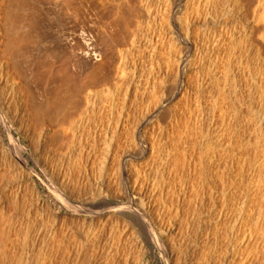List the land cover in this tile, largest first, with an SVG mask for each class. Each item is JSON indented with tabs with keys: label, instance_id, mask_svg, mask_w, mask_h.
Returning <instances> with one entry per match:
<instances>
[{
	"label": "rangeland",
	"instance_id": "1",
	"mask_svg": "<svg viewBox=\"0 0 264 264\" xmlns=\"http://www.w3.org/2000/svg\"><path fill=\"white\" fill-rule=\"evenodd\" d=\"M3 1H6L5 4H2L3 2L0 0V11L2 10L0 12L2 14L0 24L2 23L1 28H4L7 36L3 35L1 29L0 34L2 33V35L0 36L5 37L0 40L3 43L11 38L14 41L18 40L9 41H12L10 44L14 46L13 50L16 49L14 52L11 51L12 53H5L7 49L13 48L10 47L9 42L4 43L5 46L3 44L4 47L9 46L11 48L2 49L1 52L5 54L0 52V59L3 56L2 59L4 60L6 54L9 55L6 57L10 59L8 61L7 58L6 67L11 65V68L9 67L4 75L9 82L16 80L18 76L20 79L26 75L25 79L22 78L23 82L20 79V81L16 80L18 83L15 82L14 84L20 83L19 89L26 87L27 92L30 88L33 89H30V92L35 91L34 94L32 92L31 94L34 98L33 102L36 101L33 103L36 108L31 109L34 110L33 113L37 111L36 114L42 112V117L46 118V120H41V116L39 117L40 114H38L40 119L36 120V123H40L37 124L38 127L41 125V128L46 127L53 121L56 112L68 108V105L65 104L69 103L74 91L78 90L84 93L85 88L93 90L98 81L96 88L102 92L101 94H104L101 95V99L100 97L97 99L98 103L94 111L92 107L88 106L87 121H90L87 123L90 127L85 123L87 125L84 126L85 130L81 131L82 134L80 131L77 133L70 146L69 143L67 144L69 140L66 139L63 142L62 135L57 132L54 134L53 131L49 133L45 141H38L39 138L36 134L41 128L38 129L37 126L36 134L28 133L26 136L18 128L19 126L17 127L20 121L19 102L15 101L16 103L12 102L8 105L5 101L2 104V100H6V98L3 99L6 94L1 96L2 98L0 97V106L5 110L0 112V206L3 208L2 218H12L10 222L16 226L14 231L7 233L5 240V249H7L4 250V254L1 253L4 256L0 255V259H3L0 260V264H90L93 262H95L93 264H139L141 261L148 264H189L192 260L190 264H207L206 262L219 264L223 258L228 259V262L232 261L233 258H238L242 262L246 258L244 255H248V253L255 255V264L258 262V264H264V231L260 234L263 229L260 230L259 219L256 217V211H254L256 207L253 205L258 199L255 195L261 185L259 182L261 180L259 162L264 157V139L259 138L264 137V132H262L264 131V121L259 120L263 113L258 114L260 110V112H264V109H261L264 108V44L259 46V56L261 57L258 59L253 55L254 48H250L254 46L248 47L249 43H244L248 45H244L247 48L241 43L238 46L235 45L236 47L232 46L233 50L229 47L227 49L225 34L236 33L237 30L236 34H239V29L242 26V24H238L240 23V16L232 8V1H219L221 4L219 5V12H216L215 18L212 17L211 19L208 17L209 15L205 18L201 8L198 11L195 7L193 8V5L190 6V0H176L175 10L169 6V13L163 12L165 15L160 14L164 9H157L158 11L154 13L155 5L159 2L163 4L162 1L164 0L158 2L157 0H149L151 10L150 12L147 11V14H143L144 17L140 22L138 19V28L135 27L136 24L138 26L137 20H135V24L134 20L133 23L131 22V13L134 10L131 8L136 7L134 4L137 5L135 0H118L117 2L121 7L114 5L117 3L116 0H111L114 6L110 0H102V4L98 7H94L99 4L95 0V3L88 0L93 2L90 3L94 4L93 8H98V10L96 9L98 15L95 10L94 12L91 10L92 5L90 7L87 0V6L82 5L86 8L79 6V4L85 3V0H82V3L80 0H75L76 4L73 1L75 6L69 3L72 0H67L69 9L65 7L67 3H64V7H62V4H57L54 0H40L41 2L39 0ZM241 1L246 2L245 10L250 8L248 12L245 11L246 14L244 12V26L251 27L253 25L254 31L253 29L252 31L255 41L256 37L260 35L259 32L262 31L261 24L256 20L258 17L256 18V13H253V9L247 0ZM70 5L81 8L78 7L71 11L73 8ZM17 6L21 8H17ZM59 6L60 9H56ZM100 6L102 10H100ZM102 7L109 8L107 9L108 12ZM7 9H10V13ZM77 9H80L79 13L76 11ZM81 9L83 10L81 11ZM85 9H90L88 12L90 14H87ZM130 9L132 12H129ZM60 10H67L65 12L68 15L63 14L65 12ZM112 10L113 13H116H114L115 15L111 13ZM223 11L224 13L221 14ZM102 12L103 15H101ZM119 13L120 15H118ZM93 17L94 19H92ZM5 18H7L6 21ZM64 18L68 20L66 21ZM106 18L110 19L107 20ZM111 18L116 20L114 27L112 23L109 24L114 22ZM128 19H131L130 22ZM107 21H110L108 24L112 28L108 26ZM124 21L126 25H124ZM99 22L102 25L99 26ZM232 23H235L233 25L234 30H232ZM177 25L180 26L181 30L179 34L175 30ZM125 26L130 27V30L135 28L136 31L138 29L137 35L140 37L133 50H130L128 55L126 54L125 58H128L123 60L125 73L123 76L121 75V80L119 77H113V69L109 70V68L114 66L111 62L112 59L116 61L115 67L118 65L121 58H119L120 53L126 49V47L123 48L124 45H129L128 37L124 36V33L129 29L126 28L125 30ZM214 26L219 27L217 30H221L225 37H219L215 33L214 40L211 42L209 35L206 38V34H209L210 30L215 31ZM147 27H150L151 30ZM113 28L115 29L112 30ZM147 30L149 31L147 32ZM153 30L157 32V38L153 36ZM108 31H111V34ZM112 31L115 32V36ZM127 33L129 34V32ZM14 34L15 37H12ZM150 35L153 39L152 43H157L156 52L152 57H150L148 48L150 40L147 41ZM178 36L183 39L182 43L176 40ZM17 37L18 39H14ZM125 38H127L126 42H124ZM19 39H21V44ZM22 51L24 52L22 53ZM118 52L120 53L118 54ZM210 54L213 55L211 59L209 58ZM179 59L184 61L182 65L184 69L181 79L182 89L178 94L168 99L165 90L174 84L175 78L178 76L176 75L178 74L176 63ZM49 64L51 67H47ZM199 64L200 66L204 65L200 70ZM208 65L209 68L206 67ZM40 73L44 74L40 75ZM10 74L12 75L10 76ZM15 74L19 75L16 76ZM58 74H61L60 77ZM111 75L112 77H110ZM12 76L15 79L12 80L14 78ZM115 78L119 80L116 79L118 80L116 81ZM91 79L93 81H90ZM58 81L60 82L57 83ZM80 81L85 87L84 89L80 87ZM83 81L87 83L84 84ZM24 82L29 84V88ZM10 88L9 84L8 91ZM46 88L49 90L48 93L44 92L47 90ZM17 90L15 89L13 94L10 93L13 101L14 99L17 100ZM54 90H60V94ZM258 90L261 92L259 93ZM47 94H52L54 99H51L52 95L47 96ZM60 95L61 97H59ZM64 98L67 99H65L66 102ZM47 99H49L48 102ZM62 99L65 103L62 102ZM56 101H61L59 103L61 107H57ZM111 102L115 103L113 107L110 106ZM31 106L32 104H30ZM258 106L261 108L259 109ZM4 113L5 117L8 114L9 117L7 116L5 119ZM10 117L12 123L7 119ZM49 119L52 120L49 121ZM109 126H111V131L115 132L111 133L113 139L108 151L106 148L108 149L110 137H106L107 134L105 135L104 132L106 129L110 130ZM112 126L113 128L116 126V128L113 129ZM93 129L97 130L98 134L95 138L91 136ZM256 131L260 134L257 135L258 132L256 133ZM140 140L147 142L149 147L153 145V152L151 151L148 155H144L141 160L136 161L132 159V156L137 152L136 149H138ZM10 142L17 144L18 148L22 147L21 156L23 160H26L25 165H23L25 167L19 165L12 156ZM106 153L109 154L107 157L108 167L106 166L108 169L102 170V162L105 160ZM66 165L67 167H65ZM124 167L127 171H132V174L129 175L131 177L130 182L125 186L121 181L122 172L125 171ZM58 170L66 171L65 174L67 175L61 173L63 177L61 174L59 176ZM133 176H136L135 179ZM59 179L62 180L59 182ZM133 180L138 182L135 191H138L137 188L145 187L147 193L152 197L153 207L157 206L161 209L160 215L164 213L161 215L163 221L161 217L158 218L160 215L155 210L154 213L152 212L153 215L150 213L152 215H149L150 220L154 219L152 223L154 222L153 224L157 226V223L159 225V221H162L164 226H167L166 228L169 225V228L172 229L167 236L158 234L161 240L167 242V249L164 252L158 249L147 232L143 230L142 225L140 226L131 214L121 209L128 202L126 196H128V190L132 189L135 183ZM15 185L19 186L21 190V197L16 201L13 193L11 194L12 187ZM57 189L68 197L69 201L57 197ZM99 196L100 198H98ZM134 196L131 195L135 201ZM34 202L37 204L35 205ZM40 202H43L44 205H39ZM38 206H41L42 209ZM86 206H92V209L96 208L97 212H108L103 222L98 224L100 230H96L97 232L92 236L85 234L86 220L90 217V214L86 212L89 210L85 209ZM219 212H224L227 216L226 219L231 218L230 221L232 219L233 221L218 226L216 220ZM235 220L240 222V233L230 232ZM116 224L119 228H116ZM101 226L104 227L101 228ZM112 227L116 234L114 231H110ZM52 231L53 235H51ZM242 238L246 239V243L245 241L241 243ZM255 238L259 240H255L254 243ZM262 238L263 240H260ZM6 242L8 243L6 244ZM251 243L254 247L253 245L251 247ZM248 245L250 246L248 247ZM255 246L257 247L255 248ZM233 249L239 251L240 257L239 255L232 257L230 252ZM106 251L108 254H105ZM193 252L198 257L192 256ZM256 252H259L260 255L256 256ZM102 254H105L106 258ZM262 256L263 260L261 259ZM257 259L262 262L257 261Z\"/></svg>",
	"mask_w": 264,
	"mask_h": 264
},
{
	"label": "bare ground",
	"instance_id": "2",
	"mask_svg": "<svg viewBox=\"0 0 264 264\" xmlns=\"http://www.w3.org/2000/svg\"><path fill=\"white\" fill-rule=\"evenodd\" d=\"M3 3L2 4H5L4 2H6V1H3V0H1ZM8 1V0H7ZM10 1V0H9ZM8 1V2H9ZM16 1V0H15ZM31 1V0H30ZM35 1V0H34ZM38 1V0H37ZM40 1V0H39ZM42 1V0H41ZM40 1V2H41ZM44 1V0H43ZM53 1V0H52ZM57 4L58 3H60V5L62 6V7H64L63 6V4L64 3H67V0H54ZM69 1V0H68ZM73 1H74V3H75V0H72L71 2H69V3H72L73 4ZM81 1V3H82V0H80ZM79 1V2H80ZM88 1V0H87ZM87 1L85 0V3L83 2V4H79V6L81 5V7H83V8H86V4H87ZM92 1H94V0H92ZM89 2L88 1V3H89V5H90V7H91V5H92V7H91V10H93V12H94V10H95V12H96V9L98 10V8H93V6H94V4H90V3H93V2ZM97 3H99V4H96L94 7H98L100 4H102V0H95ZM95 1H94V3H95ZM104 1V0H103ZM105 1H107V0H105ZM111 1V0H110ZM114 1V0H113ZM118 0H116V2H117ZM120 1V0H119ZM121 1H123V0H121ZM126 1V0H125ZM124 1V2H125ZM136 1V4L138 5H135L134 4V7L135 8H133L132 6H133V4H132V8L131 9H134L133 10V12L131 11V9L129 10V12H132L131 13V15H132V18H131V16H130V14H129V16H130V18L132 19H128V21L129 20H131V22L134 20V24H135V20H137L136 21V23H138V26H136L135 25V27H139V22H140V20L144 17V15H145V13L147 14V11L148 12H150V8H151V6H149V0H140L138 3H137V1L138 0H135ZM135 1H133V2H135ZM159 0H157V2H158ZM219 1L221 2V0H190V6H192L193 5V8L195 7L196 9H198V11H199V9L201 8V11L203 10V14L205 15V18L207 17V15H209L208 17H211V19H212V17H214L215 18V16H216V12H219L218 11V9H219V5H221V4H219ZM232 1V3H233V9H234V11L236 12V14H238L240 17V19H239V22L240 23H238V24H242V26L241 25H239V26H241L240 27V29H239V34H236L237 33V31H236V33H233V32H229L228 33V35L227 34H225L226 35V39H225V41L227 42L226 43V47H227V49H228V47L229 48H231V50H233V48H232V46H238L239 44H241V43H243L242 45L244 46V45H246V44H244V43H249V46L248 45H246V46H248V47H250V46H254V47H250V48H254L253 49V55H255V57H257V59H258V57H261V56H259V46L260 45H262V44H264V0H247V3L252 7V9H253V13L255 14L256 13V20L258 21V23H260L261 25V29H262V31L261 32H259L260 33V35H259V37H256L257 39L254 41V39H253V37H254V35H253V31H254V28H253V25L251 26V27H247V25L246 26H244V23H245V19H244V12L245 11H249V9L248 10H245V7H246V5H245V3L246 2H242L241 0H231ZM244 1V0H243ZM21 2V1H20ZM47 2V1H46ZM77 2V1H76ZM162 2H164L163 4L161 3V2H159V3H157L156 5H155V11H154V13L155 12H157L158 10L157 9H164V10H162V13H160L161 15L163 14V15H165L163 12H165V13H169V9H168V7L170 6L171 7V9H173V10H175V7H174V5H175V2H176V0H164V1H162ZM11 3V2H10ZM15 3V2H14ZM25 3H26V1H25ZM37 3V2H36ZM44 3V2H43ZM49 3H52V2H49ZM113 2L111 1V4H112ZM118 3V2H117ZM114 4V5H118L119 7H121L120 5H119V3L118 4ZM177 3V2H176ZM0 4H1V2H0ZM22 4V3H21ZM35 4V3H34ZM38 4V3H37ZM55 4V3H54ZM71 4V5H72ZM76 4V3H75ZM86 5V6H82V5ZM110 4V3H109ZM108 4V5H109ZM247 4V5H248ZM19 5V4H18ZM45 5H47L46 3H45ZM70 5V7L71 8H73L71 11H73V10H75L76 8H78L77 6H76V8L75 7H72ZM77 5H78V3H77ZM113 5V4H112ZM113 5V6H114ZM128 5V4H127ZM151 5V4H150ZM153 5V4H152ZM1 6H4V5H1ZM24 6V5H23ZM26 6V5H25ZM55 6H56V4H55ZM73 6H75L74 4H73ZM103 6H104V4H103ZM106 6V5H105ZM110 6V5H109ZM109 6H107V7H109ZM20 7V6H19ZM18 6H17V8H19ZM54 7V6H53ZM65 7H67L66 9H69L68 8V3H67V5L65 6ZM81 7H79V8H81ZM89 7V8H90ZM128 7H129V5H128ZM127 7V8H128ZM152 7H154V6H152ZM4 8V7H3ZM2 8V9H3ZM13 8H14V6H13ZM21 8V7H20ZM44 8V7H43ZM60 9V6L59 7H57L56 9ZM88 8V7H87ZM93 8V9H92ZM102 8H104L103 10H105L106 9V11H107V9H109V8H106V7H102ZM114 8V7H113ZM117 8V7H116ZM231 8V9H232ZM24 9V8H23ZM45 9V8H44ZM51 9H53V8H51ZM118 9V8H117ZM153 9V8H152ZM168 9V10H167ZM247 9V8H246ZM252 9H251V11H252ZM5 10H6V8H5ZM4 10V11H5ZM8 11L10 10V9H7ZM12 10V9H11ZM30 10V9H29ZM79 10L80 9H77L76 11H78V13H79ZM83 9H81V11H82ZM85 10H87V9H85ZM84 10V11H85ZM90 10V9H89ZM89 10H87V14H90V13H88L89 12ZM100 10H102L101 9V6H100ZM115 10V9H114ZM120 10V9H119ZM119 10H117L118 12H119ZM2 11V10H1ZM0 11V12H1ZM7 11V12H8ZM15 11V10H14ZM14 11H12V12H14ZM24 11V10H23ZM26 11V10H25ZM24 11V12H25ZM49 11V10H48ZM51 11V10H50ZM55 11H57V10H55ZM61 12L62 11H67V10H60ZM68 11H70V10H68ZM110 11H111V9H110ZM109 11V12H110ZM121 11V10H120ZM166 11H168V12H166ZM233 11V10H232ZM17 12V11H16ZM45 12V11H44ZM59 12V11H58ZM92 12V11H91ZM101 12V11H100ZM104 12V11H103ZM103 12L101 13V15H103ZM108 12V11H107ZM221 12V11H220ZM231 12V11H230ZM247 12H245V14L247 13ZM9 13H10V11H9ZM52 13V12H51ZM57 13V12H56ZM72 13V12H71ZM77 13V12H76ZM99 13V12H98ZM106 13V12H105ZM111 13H113V10H112V12ZM110 13V14H111ZM115 13V12H114ZM113 13V14H114ZM224 13V11L221 13V14H223ZM4 14V13H3ZM5 14H6V11H5ZM15 14V13H14ZM17 14V13H16ZM46 14V13H45ZM48 14V13H47ZM60 14V13H59ZM63 14H66V12L65 13H63ZM75 14V13H74ZM81 14H82V12H81ZM96 14H97V12H96ZM95 14V15H96ZM116 14V13H115ZM114 14V15H115ZM144 14V15H143ZM219 14V13H218ZM220 14V15H221ZM2 14L0 13V16H1ZM7 15V14H6ZM12 15H13V13H12ZM18 15V14H17ZM22 15V14H21ZM26 15V14H25ZM49 15H50V13H49ZM51 15H53V14H51ZM66 15H68V13L66 14ZM65 15V16H66ZM72 15V14H71ZM75 15H78V14H75ZM80 15V14H79ZM95 15H94V17H95ZM98 15V14H97ZM96 15V16H97ZM107 15H109V13H107ZM113 15V16H114ZM118 15H120V13L118 14ZM123 15V13L121 14V16ZM152 15V14H151ZM168 15V14H167ZM237 15V16H238ZM22 16H24V15H22ZM46 16V15H45ZM64 16V15H63ZM83 16V15H82ZM85 16H87V15H85ZM92 16V15H91ZM100 16V15H99ZM111 16V15H110ZM109 16V17H110ZM117 16V15H116ZM218 16V15H217ZM222 16V15H221ZM234 16H235V13H234ZM54 17V16H53ZM71 17V16H70ZM74 17V16H73ZM81 17V16H80ZM84 17V16H83ZM94 17L92 18V19H94ZM100 17H102V16H100ZM165 17V16H164ZM168 17V16H167ZM166 17V18H167ZM11 18V17H10ZM14 18V17H13ZM22 18V17H21ZM58 18V17H57ZM68 18V17H67ZM79 18V17H78ZM88 18H90L89 16H88ZM99 18V17H98ZM114 18H115V16H114ZM113 18V19H114ZM129 18V17H128ZM161 18V17H160ZM163 18V17H162ZM235 18V17H234ZM12 19V18H11ZM65 19V18H64ZM73 19V18H72ZM83 20H84V18H82ZM87 19V18H86ZM91 19V18H90ZM107 19V18H106ZM108 19H110V18H108ZM107 19V20H108ZM112 18H111V20H113ZM116 19V18H115ZM138 19H139V22H138ZM211 19H208V20H210V21H212ZM236 19V18H235ZM7 20V18H5V21ZM52 20H54V19H52ZM57 20V19H56ZM66 20V19H65ZM68 20V19H67ZM66 20V21H67ZM75 20V19H74ZM76 20H78V21H80L79 19H77L76 18ZM161 20V19H160ZM238 20V19H237ZM36 21V20H35ZM61 21V20H60ZM82 21V20H81ZM86 21V20H85ZM89 21V20H88ZM100 21V20H99ZM102 21H104V20H102ZM114 22H108L107 21V24L109 23V24H111L112 23V25H113V27H114V25H115V22H116V20H113ZM215 21V20H214ZM232 21V20H231ZM236 21V20H235ZM234 21V22H235ZM92 22V21H91ZM97 22V21H96ZM95 22V23H96ZM105 22H106V20H105ZM118 22V21H117ZM130 22V21H129ZM128 22V23H129ZM213 22V21H212ZM35 23V22H34ZM73 23V22H72ZM76 23V22H75ZM80 23V22H79ZM79 23H78V25H79ZM82 23H83V21H82ZM85 23V22H84ZM102 23H104V22H102ZM124 23H125V21H124ZM133 23V22H132ZM226 23H228V22H226ZM236 23V24H237ZM15 24V23H14ZM92 24V23H91ZM108 24V26H110ZM231 24V23H230ZM229 24V25H230ZM235 23H232V26L234 25ZM238 24H237V26H238ZM1 25H2V23L0 24V30L2 29L3 30V35H5V33H6V31L4 32V28H1ZM6 25H8V24H6ZM9 25H10V23H9ZM13 25V24H12ZM69 25V24H68ZM83 25V24H82ZM96 25V24H95ZM100 25H102V24H100V22H99V26ZM124 25H126V23L124 24ZM128 25V24H127ZM129 25H131V24H129ZM160 25V24H159ZM225 25V24H224ZM14 26V25H13ZM63 26V25H62ZM86 26V25H85ZM92 26H93V24H92ZM122 26V25H121ZM156 26V25H155ZM158 26V25H157ZM34 27H36V25H34ZM65 27V26H64ZM96 27V26H95ZM111 28H112V26H110ZM134 27V26H133ZM161 27V26H160ZM159 27V28H160ZM215 27V26H214ZM214 27H213V29H214ZM231 27V26H230ZM236 27V26H235ZM255 27V26H254ZM7 28H9V27H7ZM63 28V27H62ZM76 28V27H75ZM79 28H80V25H79ZM90 28H92V27H90ZM98 28V27H97ZM125 28V30H126V28H128L127 26H125L124 27ZM130 28V27H129ZM128 28V29H129ZM141 28V27H140ZM139 28V29H140ZM147 28H149L150 29V27H147ZM152 28V27H151ZM156 28V27H155ZM159 28H157L158 30H159ZM217 28H219V27H215V31H212V30H210L209 31V34H206V38H208V35H209V40L211 41V42H213V40H214V36H215V33L216 34H218L219 35V37H225L224 35H222L223 33H222V31L221 30H217ZM232 28V27H231ZM10 29V28H9ZM8 29V30H9ZM12 29H13V27H12ZM89 29V28H88ZM100 29H101V27H100ZM115 28H113L112 30H114ZM135 29V28H134ZM134 29H129L128 31H126L125 33H127V32H129V34H128V36H127V34H125L124 33V31H123V33H124V36L126 35V37H128V39H129V41H127L126 39L127 38H125V41L124 42H129V45L127 46H125L124 44H126V43H124L123 45H124V47L123 48H125L126 47V49H121L122 50V52H121V50H120V52H118V54L120 53V56H119V63H118V65H116V67H115V62L116 61H114L115 59H112V61L111 62H113L112 63V65L114 64V66L113 67H111V68H109V70L110 69H113L112 70V73H113V77H119V79L121 78V80H122V76L124 75V73H125V68H124V64L125 63H123L124 61L123 60H125V59H127V58H125L129 53L128 52H130V50H133V47L136 45V43L138 42V40H139V37L140 36H138L137 35V33H138V29H136V31L134 30ZM230 29V28H229ZM235 28H234V26H233V29L232 30H234ZM236 29H238V28H236ZM252 29H253V31H252ZM7 30V29H6ZM65 30V29H64ZM92 30V29H91ZM102 30H103V28H102ZM146 30V29H145ZM151 30V29H150ZM175 30H176V33L177 34H179L180 33V26L179 25H177L176 27H175ZM231 30V29H230ZM229 30V31H230ZM231 30V31H232ZM13 31V30H12ZM16 31V30H15ZM104 31V30H103ZM140 31V30H139ZM143 31V30H142ZM149 30H147V32H148ZM157 31V30H156ZM11 32V31H10ZM101 32V31H100ZM106 32V31H105ZM109 32V31H108ZM112 32H114V31H112ZM146 32V33H147ZM160 32V31H159ZM12 33V32H11ZM97 33H98V31H97ZM104 33V32H103ZM107 33V32H106ZM110 34H111V31L109 32ZM141 33V32H140ZM145 33V32H144ZM7 34H9L8 32H7ZM37 34V33H36ZM100 34V33H99ZM98 34V35H99ZM102 34V33H101ZM108 34V33H107ZM149 34H151V33H149ZM148 34V35H149ZM152 34H153V36L154 37H158V34H157V32H154V30H153V32H152ZM0 35H2V33L0 34ZM103 35V34H102ZM142 35V34H141ZM162 35V34H161ZM5 36H7V35H5ZM5 36H2L3 38L5 37ZM12 36V35H11ZM10 36V37H11ZM37 36V35H36ZM44 36V35H43ZM114 36H115V32H114ZM257 36V35H256ZM1 36H0V39L2 38ZM12 37H15V34H14V36H12ZM144 37V36H143ZM153 37V38H154ZM2 38V39H3ZM7 38V37H6ZM147 38H148V36H147ZM1 39V40H2ZM14 39H18V37L17 38H14ZM36 39H37V37H36ZM83 39V38H82ZM162 39H164V38H162ZM0 40V52H1V50L2 49H4V48H8L9 46H7V47H4L6 44H4V43H8L10 40H13V38H11V39H7V41H5L4 43L2 42ZM20 41V44H21V39H19ZM148 40H150V44L148 45V48H149V52H150V57H152V56H154V54H155V52H156V46H157V43L156 42H154L155 44H153L152 43V36L150 35V38L149 39H147V41ZM176 40H178L180 43H182L183 42V39L182 38H180L179 36H178V38L176 39ZM14 41V40H13ZM15 41H18V40H15ZM14 41V42H15ZM38 41V40H37ZM155 41V40H154ZM157 41V40H156ZM223 41V40H222ZM12 42V41H11ZM11 42H9L8 44H10ZM14 42H13V44H14ZM34 42V41H33ZM185 43L187 42V41H184ZM37 43V42H36ZM87 43V42H86ZM148 43V42H147ZM152 43V44H151ZM160 43V42H159ZM3 44H4V46H3ZM88 44V43H87ZM86 44V45H87ZM128 44V43H127ZM188 44V43H187ZM16 45H17V43H16ZM31 45V44H30ZM113 45V44H112ZM122 45V46H123ZM13 47L12 49L10 48V47ZM18 46H20V45H18ZM28 46V45H27ZM235 46V47H236ZM10 49L11 50H9V49H5L6 50V52L5 53H8V52H11V51H16V49L15 50H13L14 49V46L12 45V44H10ZM23 47V46H22ZM127 47H129V49H127ZM240 47V46H239ZM238 47V48H239ZM245 47V46H244ZM27 48V47H26ZM30 48V47H29ZM245 48H247V47H245ZM28 49V48H27ZM86 49H88V48H86ZM240 49H242V48H240ZM249 49V48H248ZM29 50V49H28ZM217 50V49H216ZM243 50V49H242ZM250 50V49H249ZM249 50H247L248 52H249ZM252 50V49H251ZM19 51V50H18ZM230 51V50H229ZM244 51H245V49H244ZM24 51H22V53H23ZM31 52V51H30ZM248 52H246V53H248ZM3 52H1V54H2ZM5 53H3V54H5ZM12 53V52H11ZM11 53H10V55H11ZM19 53H21V52H19ZM229 53V52H228ZM15 54V53H14ZM33 54V53H32ZM31 54V55H32ZM127 54V55H126ZM13 55V54H12ZM15 55H17V54H15ZM249 55H250V53H249ZM5 56V55H4ZM6 56H9L8 54H6ZM5 56V58H4V60L2 59V57L3 56H1V59H0V61H3V62H0V97L1 96H3V95H5L6 94V97L4 96V98L3 99H5L6 98V100H2V104H3V102H5L6 101V103L9 105V104H12V102L13 103H16L17 101L19 102L18 103V108H20V109H18L20 112L18 113L19 115H20V121H19V125H17V127L18 128H20V130L21 131H23L24 133H25V135L27 134L28 135V133H31V134H33V133H35L36 134V130H37V128H36V126L38 127V125L37 124H40L39 122H37L36 123V120H42V119H44L43 117H42V112H41V114L40 113H38V114H40L39 115V117L41 116V118L39 119L38 118V114H36L37 113V111L35 112V113H33L34 112V110L33 109H31V108H33V107H35V106H33L34 104V102H36V101H34L33 102V100H34V98H33V96H32V94H34V92H32V94H31V92H30V89H32V88H30L29 90H28V92H27V90H26V87H25V89H22L21 87H20V89H19V84H14L15 82H17L16 80H18V81H20V79H21V82H23V80H22V78H24V77H20V79H19V76L16 78V80H13V79H15V75L17 76V75H19V74H15L14 76H12V77H14V78H12V80L14 81H12L11 82V80H10V82L8 81V78L7 77H5V75H4V73H5V71H7V69L11 66H9L8 68L6 67L7 66V58L8 57H6ZM22 56V55H21ZM20 56V57H21ZM113 56H114V54H113ZM251 56V55H250ZM28 57V56H27ZM33 57V56H32ZM111 57H112V55H111ZM117 57H118V55H117ZM213 57V55L212 54H210L209 55V58L211 59ZM10 58H11V56H10ZM15 58V57H14ZM29 58V57H28ZM125 58V59H124ZM169 58V57H168ZM253 58V57H252ZM16 59H17V57H16ZM10 59L8 58V61H9ZM14 60V59H13ZM33 60H34V58H33ZM33 60H31V61H33ZM44 60V59H43ZM46 60V59H45ZM118 60V59H117ZM168 60V59H167ZM15 61V60H14ZM37 61V60H36ZM35 61V62H36ZM29 62V61H28ZM34 62V61H33ZM38 62V61H37ZM183 60L182 59H179L178 61H177V63H176V65H177V72H178V74H176V75H178L176 78H175V81H174V84L172 85V86H170V87H168V89L166 88V90H165V92H166V94H167V96H168V99L170 98V97H173V96H175L176 94H178L179 92H180V90L182 89V81H181V79H182V76H183V74H184V69H183ZM16 63H17V60H16ZM39 63V62H38ZM45 63V62H44ZM50 64H51V62H50ZM50 64L47 66V67H49L50 66ZM5 65V66H4ZM34 65H36V64H34ZM52 65V64H51ZM54 65V64H53ZM38 66V65H37ZM42 66V65H41ZM111 66V65H110ZM126 66V65H125ZM127 66H128V64H127ZM199 66H200V64H199ZM13 67V66H12ZM31 67V66H30ZM51 67V66H50ZM54 67V66H53ZM204 67V65H201L200 67H199V70L200 69H202ZM207 68H209V65L208 66H206ZM11 68V67H10ZM15 68H17V67H15ZM34 68V67H33ZM60 68V67H59ZM58 68V69H59ZM6 69V70H5ZM13 69H14V67H13ZM37 69H38V67H37ZM46 69V68H45ZM45 69H44V71H45ZM50 69V68H49ZM49 69H48V72H49ZM52 69V68H51ZM57 69V70H58ZM130 69H132V68H130ZM12 70V69H11ZM29 70V69H28ZM52 70H54V68L52 69ZM62 70V69H61ZM10 71V70H9ZM8 71V72H9ZM16 71H18V70H16ZM23 71H25L24 69H23ZM40 71V70H39ZM43 71V70H42ZM43 71V72H44ZM134 71V70H133ZM15 72V71H14ZM13 72V73H14ZM20 72V71H19ZM18 72V73H19ZM41 72V71H40ZM15 73H17V72H15ZM29 73V72H28ZM45 73H47V72H45ZM53 74H54V72H52ZM58 73V72H57ZM62 73V72H61ZM133 73V72H132ZM35 74V73H34ZM38 74V73H37ZM44 74V73H43ZM43 74H41L40 73V75H43ZM49 74V73H48ZM109 74H110V72H109ZM134 74V73H133ZM133 74H131V75H133ZM6 75H7V73H6ZM8 75H9V73H8ZM12 74H10V76H11ZM23 75V74H22ZM22 75H20V76H22ZM46 75V74H45ZM59 75V77H60V75L61 74H58ZM122 75V76H121ZM33 76V75H32ZM39 76V75H38ZM51 76V75H50ZM125 76H126V74H125ZM134 76H135V74H134ZM9 77V76H8ZM62 77V76H61ZM110 77H112V75L110 76ZM28 78V77H27ZM32 78V77H31ZM36 78V77H35ZM92 78H94V77H92ZM124 78V77H123ZM132 78H133V76H132ZM136 78V77H135ZM134 78V79H135ZM9 79H11V78H9ZM25 79V78H24ZM33 79V78H32ZM32 79H30V80H32ZM45 79V78H44ZM56 79V78H55ZM85 79V78H84ZM89 79V78H88ZM116 79H118V78H115V80ZM118 79V80H119ZM59 80V79H58ZM113 80V79H112ZM118 80H116V81H118ZM129 80V79H128ZM131 80V79H130ZM214 80L216 81V79L214 78ZM35 81V80H34ZM36 81H37V78H36ZM44 81V80H43ZM66 81V80H65ZM79 81V80H78ZM86 81H87V79H86ZM90 81H93L92 79L90 80ZM125 81V80H124ZM32 82V81H31ZM50 82V81H49ZM60 81H58L57 83H59ZM61 82H62V79H61ZM68 82V81H67ZM81 82V81H80ZM79 82V83H80ZM84 82V84H86L87 82H85V81H83ZM95 82V81H94ZM121 82V81H120ZM132 82H133V80H132ZM18 83V82H17ZM24 83H26V82H24ZM63 83V82H62ZM65 83V82H64ZM97 84V86H98V81L96 82ZM217 83V82H216ZM9 84H10V91H8V88H9ZM27 84V83H26ZM32 84H34V83H32ZM50 84H51V82H50ZM74 84V83H73ZM81 84H82V82L80 83V87H82L83 89L85 88V87H83V84H82V86H81ZM93 84V83H92ZM15 85H16V87H15ZM23 85V84H22ZM28 85V87L27 88H29V84H27ZM26 85V86H27ZM88 85V84H87ZM87 85H85V86H87ZM131 85V84H130ZM215 85V84H214ZM264 85V84H263ZM262 85V86H263ZM32 86V85H31ZM57 86H58V84H57ZM65 86H66V84H65ZM72 86V85H71ZM91 86V85H90ZM89 86V87H90ZM96 86V87H97ZM129 86V85H128ZM146 86V85H145ZM217 86V85H216ZM23 87V86H22ZM34 87V86H33ZM48 87V86H47ZM59 87V86H58ZM67 87H68V85H67ZM70 87V86H69ZM76 86L74 85V88H75ZM94 88L93 90L92 89H84V91L82 90V88H80L84 93H82V92H79L78 90H76V91H74L73 93H74V95H72L71 97H70V101H69V103L67 104H65L66 106L68 105V108L66 107V109L65 108H63L64 110H62V108H61V110L62 111H60V112H56V114L53 116V121L50 123V124H47L46 125V127L45 126H43L42 128H41V126H39L38 127V129H40V130H38L39 131V133H37L36 135H38V141L40 140L41 142L42 141H45V139L47 138V136H49V133L50 132H52L53 131V133L55 134L56 132L58 133V134H61L62 136H61V138L63 137V139L64 140H62L63 142L67 139V140H69L68 142H67V144L69 143V146H70V143H71V141H72V139L74 140V137L77 135V133L80 131H84L85 129V127L84 126H87V125H85V123L86 124H88V126H89V123H87V122H89V121H87V111H88V106H90V107H92V109H93V111H94V109L96 108V106H97V99L100 97V99H101V95H103V94H101L102 92H100V91H98L97 90V88ZM152 87V86H151ZM49 88V87H48ZM65 88V87H64ZM73 88V87H72ZM73 88V89H74ZM154 88V87H153ZM15 89H18L17 90V100H15L14 99V101L12 100L13 99V97L10 95V93L11 94H13L12 92L13 91H15ZM47 89V88H46ZM59 89H60V87H59ZM61 89H62V85H61ZM70 89V88H69ZM68 89V90H69ZM78 89H79V87H78ZM145 89V88H144ZM147 89V88H146ZM260 89H261V87H260ZM24 90H25V92H24ZM33 90V89H32ZM56 90V89H55ZM54 90V91H55ZM65 90V89H64ZM127 90H128V88H127ZM262 90V89H261ZM264 90V89H263ZM48 89L47 90H45L44 92H47L48 93ZM60 91V90H59ZM59 91H55V92H59ZM164 91V90H163ZM76 92V93H75ZM128 92V91H127ZM151 92V91H150ZM154 92V91H153ZM258 92H259V90H258ZM261 92V91H260ZM259 92V93H260ZM263 92V91H262ZM16 93V92H15ZM40 93V92H39ZM66 93H67V91H66ZM264 93V92H263ZM42 94V93H41ZM55 94H57V93H55ZM58 94H60V92L58 93ZM65 94V93H64ZM127 94V93H126ZM125 94V95H126ZM165 94V93H164ZM256 94H258V93H256ZM10 95V96H9ZM45 95H46V93H45ZM52 95V94H51ZM51 95H49V94H47V96H51ZM62 95H63V93H62ZM258 95H260V94H258ZM264 95V94H263ZM8 96H9V98H8ZM57 96V95H56ZM257 96V95H256ZM39 97H40V95H39ZM52 98L51 99H54L53 97V95L51 96ZM58 97V96H57ZM59 97H61V95L59 96ZM63 97H65V96H63ZM67 97V96H66ZM254 97H255V95H254ZM257 97H259V96H257ZM256 97V98H257ZM261 98L263 97L262 95L260 96ZM2 98V97H1ZM1 98H0V100H1ZM14 98H15V96H14ZM56 98V97H55ZM68 98V97H67ZM252 98V97H251ZM264 98V97H263ZM44 99V98H43ZM50 99V98H49ZM49 99H47V102H48V100ZM66 98H64V100H65ZM255 99V98H254ZM45 101H46V99H44ZM61 100V99H60ZM63 100V99H62ZM64 100L62 101L63 103H65L66 102V100H65V102H64ZM113 100H115V99H113ZM125 100H126V98H125ZM252 100V99H251ZM256 100H259V99H256ZM16 101V102H15ZM50 101H52V100H50ZM261 101H263V100H261ZM43 102V101H42ZM61 102V101H60ZM59 101L57 102L56 101V103H58L57 105V107H59L60 105H59V103H60ZM114 102V101H113ZM264 102V101H263ZM6 103H5V105H6ZM53 103H54V101H53ZM52 103V104H53ZM252 103H253V101H252ZM259 103V102H258ZM30 104H32V106L30 107ZM36 104V103H35ZM37 104H39V103H37ZM115 104V103H114ZM114 104L111 102V104H110V106L111 107H113L114 106ZM14 105V104H13ZM16 105V104H15ZM14 105V106H15ZM44 105V104H43ZM42 105V106H43ZM54 105V104H53ZM252 105V104H251ZM261 105V104H260ZM264 105V104H263ZM6 107V106H5ZM4 107V108H5ZM9 107V106H8ZM7 107V108H8ZM50 106H48V108H49ZM61 107V106H60ZM6 108V109H7ZM16 108H17V106H16ZM36 108V107H35ZM51 108V107H50ZM54 108H55V106H54ZM258 108H259V106H258ZM261 108V107H260ZM259 108V109H260ZM8 109H10V108H8ZM39 109V108H38ZM58 109V108H57ZM255 109H257V108H255ZM261 109H264V108H261ZM3 108H1V106H0V112H3ZM36 110V109H35ZM40 110V109H39ZM42 110V109H41ZM253 110V109H252ZM5 111V110H4ZM6 111H8V110H6ZM16 111H17V109H16ZM43 111V110H42ZM256 111V110H255ZM258 111V110H257ZM261 111V110H260ZM258 112V114H260V113H263L261 116H260V121H264V112ZM263 111V110H262ZM52 113V112H51ZM254 113L255 112H253V115H254ZM47 114V113H46ZM0 115H1V113H0ZM7 115V114H6ZM9 115V114H8ZM7 115V116H8ZM53 115V114H52ZM6 116V117H7ZM34 116H35V119H34ZM47 116V115H46ZM255 117L257 116L256 114L254 115ZM3 117H5V113H4V116ZM6 117H5V119H6ZM9 117V116H8ZM48 117V116H47ZM52 117V116H51ZM11 118V117H10ZM10 118H7L10 122L12 121V118L10 119ZM15 118V117H14ZM13 118V119H14ZM29 118V119H28ZM254 118V117H253ZM257 118V117H256ZM255 119V118H254ZM44 120H46V118L44 119ZM52 120V119H51ZM50 119H49V121H51ZM5 121V120H4ZM8 122V121H7ZM14 122V121H13ZM45 122V121H44ZM44 122H42V123H44ZM12 123V122H11ZM16 123H17V121H16ZM47 123V122H46ZM45 125V124H44ZM49 125V126H48ZM16 126V125H15ZM108 126V125H107ZM51 128V130H50V128ZM90 127V126H89ZM97 127V126H96ZM110 127V130L108 131V129H106L105 130V132H104V134L106 135L107 134V136L106 137H110V139H108L109 140V144H108V142L106 143V144H108V146L107 145H105V146H107L108 147V149L106 148V150H108L109 151V148H110V146H111V140L113 139V135L111 136V133H114L115 131H111V126H109ZM17 128V129H18ZM93 128H95V127H93ZM107 128V127H106ZM112 128H113V126H112ZM116 128V126L113 128V129H115ZM96 129V128H95ZM95 129H93L92 130V138H95L96 137V134H97V130H95ZM99 129V128H98ZM112 129V130H113ZM91 130V129H90ZM89 130V131H90ZM262 130V129H261ZM20 131V132H21ZM37 131V132H38ZM88 131V132H89ZM111 131V132H110ZM259 131V130H258ZM258 131H256V133L258 132ZM22 132V133H23ZM79 132V133H80ZM99 132V131H98ZM260 132V131H259ZM258 132V134L257 135H259L260 133ZM262 132H264V131H262ZM9 133V132H8ZM83 132H81V134H82ZM110 133V134H109ZM52 134V133H51ZM53 134V135H54ZM21 135V134H20ZM26 135V136H27ZM98 135V134H97ZM110 135V136H109ZM262 135V134H261ZM260 135V136H261ZM25 136V137H26ZM29 136H30V134H29ZM60 136V135H59ZM104 136V135H103ZM263 136H264V134H263ZM22 137H24V136H22ZM57 137V136H56ZM105 137V136H104ZM10 138V137H9ZM29 138H31V137H29ZM33 138V137H32ZM37 138V137H36ZM53 138V137H52ZM59 138V137H58ZM257 138V137H256ZM260 139H264V137L262 138V136L261 137H259ZM24 139V138H23ZM27 139V138H26ZM35 139V138H34ZM56 139V138H55ZM260 139H259V141H260ZM31 140V139H30ZM58 140V139H57ZM115 140V139H114ZM113 140V141H114ZM59 141V140H58ZM106 141V140H105ZM30 142V141H29ZM57 142V141H56ZM73 142V141H72ZM257 142V141H256ZM62 143V142H61ZM263 143V142H262ZM10 144H11V146H12V151H11V153H12V156H14V158H15V160H16V162L19 164V165H25V162H26V160H23V158H22V156H21V152H23L22 151V147L20 148H18V146H17V144H13V143H11L10 142ZM54 144V143H53ZM63 144V143H62ZM66 144V145H67ZM179 144V143H178ZM256 144V143H255ZM257 144H258V142H257ZM57 145V144H56ZM61 145V144H60ZM59 145V146H60ZM178 146V145H177ZM209 146H211L210 144H209ZM64 147V146H63ZM203 147H205L204 145H203ZM60 148V147H59ZM68 148V147H67ZM105 148V147H104ZM206 148V147H205ZM209 148V147H208ZM55 149V148H54ZM68 150V149H67ZM66 150V151H67ZM137 150V152L135 153V154H133V156H132V159H134V160H141L142 158H143V156L144 155H148L149 153H151V151L153 152V145L151 146V147H149V144L147 143V142H145L144 140L142 141V140H140L139 141V145H138V149H136ZM1 152V151H0ZM25 152V151H24ZM55 152V151H54ZM57 152V151H56ZM63 153H64V151H63ZM109 153V152H108ZM1 155V154H0ZM64 155V154H63ZM66 155V154H65ZM108 155L109 154H107L106 153V156H104V158H105V160H103V164H102V166H103V168H102V170H104L105 168L106 169H108L107 167V164L109 163V161H108V163H107V157H108ZM131 157V156H130ZM260 157V156H259ZM262 157V156H261ZM260 157V158H261ZM6 158V157H5ZM255 158V157H254ZM67 159V158H66ZM253 160V159H252ZM9 161V160H8ZM68 161V160H67ZM257 161V160H256ZM259 161V160H258ZM67 163V162H66ZM257 163V162H256ZM8 164V163H7ZM12 164V163H11ZM106 164V165H105ZM136 164V163H135ZM10 165V164H9ZM13 165V164H12ZM15 165V164H14ZM68 165V164H67ZM67 165L65 166V167H67ZM107 166V167H106ZM123 166V165H122ZM136 166V165H135ZM23 167H25V166H23ZM27 167V166H26ZM62 167V166H61ZM139 167V166H138ZM11 168V167H10ZM21 168V167H20ZM123 168V167H122ZM125 168V167H124ZM260 168V169H259ZM259 170H260V174H259V176H261V180L259 181V182H261V185H260V187L257 189V194L255 195V196H257V201H255V203L253 204L254 205V207H256V210H255V208H254V211H256L255 213H256V217L259 219V225L261 226V228H260V230L261 229H263V230H261V232H260V234L261 233H263V231H264V157H263V159H261V161L259 162ZM8 169H9V167H8ZM105 169V170H106ZM21 170V169H20ZM65 170V169H64ZM64 170H62V171H64ZM59 171V170H58ZM62 171H59V176H60V174L61 173H63V174H65L66 173V171L65 172H62ZM17 172V171H16ZM15 172V173H16ZM100 172H101V170H100ZM107 172V171H106ZM121 172H122V169H121ZM20 173V172H19ZM58 173V172H57ZM12 174V173H11ZM122 174H123V177H122V180L121 181H123V184H124V186L127 184V183H129L130 182V178L131 177H129V175L130 174H132V171L131 170H129V171H127L126 170V168H125V171L124 172H122ZM65 175H67V174H65ZM103 175V174H102ZM104 175H105V173H104ZM133 175H134V173H133ZM135 175H137V174H135ZM61 176L63 177V175L61 174ZM56 177L58 178V176L56 175ZM135 177L136 176H133V178L135 179ZM138 177V176H137ZM121 179V178H120ZM120 179H119V181H120ZM62 180V179H61ZM60 179H59V182L61 181ZM65 180H66V178H65ZM64 180V181H65ZM138 180V179H137ZM137 180H133L135 183H134V185H133V187H132V189H129L128 190V196H126L127 198H128V202H127V204H124L123 205V207H121V209H123L124 211H126V212H128L129 214H131L136 220H137V222H139V224H140V226L143 228V230H145L146 232H147V234L150 236V238L153 240V242L156 244V246L158 247V249L159 250H161V251H163L164 252V250L165 249H167V247H166V241H163V240H161L159 237H158V234L160 233L161 235H169V233L172 231V229L171 228H169V225H168V228H166L167 226H164L165 224H163L162 223V221H163V219H162V217H161V215L162 214H164V213H162L161 215L159 214L160 212H161V209L160 208H158L157 206H155V207H153V205H152V200H151V195H149L148 193H147V190H146V188L145 187H143V188H137V192L135 191L136 190V186L138 187V182H137ZM66 182V181H65ZM100 182V181H99ZM98 182V183H99ZM65 184V183H64ZM101 184V183H100ZM63 188H65L62 184H60ZM66 185V184H65ZM130 185V184H129ZM101 186H102V184H101ZM56 187V186H55ZM61 187V188H62ZM130 187H131V185H130ZM20 187L18 186H16L15 185V187H12V190H11V194L13 193V197H14V199H15V201L17 200V199H20V195H21V190L19 189ZM57 188V187H56ZM62 188V189H63ZM97 189V188H96ZM95 189V190H96ZM100 189V188H99ZM98 190V189H97ZM123 190V189H122ZM100 192V191H99ZM127 194V193H126ZM107 195V194H106ZM131 195H135L134 197V199H135V201L133 200V197H131ZM56 196L57 197H60V198H62L63 200H65V201H69V199H68V197H66L60 190H56ZM100 196H104V195H100ZM100 196L98 197V198H100ZM105 197V196H104ZM103 199V198H102ZM90 201H92V200H90ZM94 201V200H93ZM38 202V201H37ZM37 202H36V204H37ZM34 204H35V202H34ZM35 204V205H36ZM91 204V203H90ZM106 204V203H105ZM39 205H44V203L43 202H40V204ZM102 205V204H101ZM17 206V205H16ZM41 206H38V207H40L41 208ZM36 208H37V206H36ZM253 208V207H252ZM42 209V208H41ZM85 209H89V210H86V212H88L89 214H90V217L86 220V226H87V229H86V235H94L97 231L96 230H100V228H99V226H98V224L99 223H102L103 222V219L105 218V216H107V214H108V212L107 211H96V208H94V209H92V206H86V208ZM30 210V209H29ZM40 210V209H39ZM104 210V209H103ZM155 210V212L156 213H158V215H160V216H158V218L159 217H161V219H162V221L160 222L159 220V225H158V223H157V226L155 225V224H153L152 223V221L154 220H150V218H149V215H151L150 213H152L153 211ZM240 211H242V209H240ZM123 212V211H122ZM154 213V212H153ZM153 213H152V215H153ZM239 214H241V213H239ZM3 215V208L0 206V255H1V253H3L4 254V250H6L5 249V240H6V236L9 234V232H11V231H14L15 230V228L14 227H16L15 225H13V223H11L10 222V219H12V218H5V219H3L2 216ZM151 215V216H152ZM154 216H155V214H154ZM156 217V216H155ZM163 217H165V216H163ZM226 214L223 212V213H221V212H219L218 213V215H217V220H216V223L218 224V226H221L222 224H226V223H229V221L231 220V218L230 219H226ZM256 218V219H257ZM255 219V220H256ZM156 220H157V218H156ZM232 221H233V219H232ZM232 221H230V222H232ZM117 223V222H116ZM156 223V222H155ZM166 223V222H165ZM257 223H258V220H257ZM256 223V224H257ZM16 224V223H15ZM85 224V223H84ZM118 224V223H117ZM116 224V228L118 227V225ZM121 224V223H120ZM167 225V224H166ZM240 225V222L238 221V220H235L234 221V225L233 226H231V229H230V232L232 233H234V232H241V227L239 226ZM18 226V225H17ZM114 226H115V224H114ZM102 227H104V226H101V228ZM119 228V227H118ZM226 228H228L227 227V225H226ZM121 229V228H120ZM259 229V228H258ZM98 230V231H99ZM119 230V229H118ZM117 230V231H118ZM17 231V230H16ZM51 231V230H50ZM110 231H114L113 230V227H112V229L110 230ZM116 231V232H117ZM243 231V230H242ZM256 231V230H255ZM8 233V234H7ZM49 233V232H48ZM114 233H115V231H114ZM243 233H244V231H243ZM257 233V232H256ZM13 234V233H12ZM116 234V233H115ZM51 235H53V231H52V234ZM263 235V234H262ZM10 237V236H9ZM90 237V236H89ZM240 237H241V235H240ZM250 237V236H249ZM165 238V237H164ZM252 238V237H251ZM9 239V238H8ZM253 239V238H252ZM255 240H259V239H254L253 241H254V243L256 242ZM260 240H263V238L262 239H260ZM10 241H11V239H10ZM9 241V242H10ZM245 241V243H246V239L245 238H242V240H241V243L242 242H244ZM258 242V241H257ZM8 242H6V244H7ZM248 243V242H247ZM253 243V242H252ZM251 243V247H252V245L254 244H252ZM14 244H16L15 242H14ZM154 244V245H155ZM259 244H260V242H259ZM264 244V243H263ZM241 245V244H240ZM255 245V244H254ZM254 245H253V247H254ZM247 246V245H246ZM250 245H248V247H249ZM262 246V245H261ZM15 247V246H14ZM169 247V246H168ZM257 246H255V248H256ZM263 247H264V245H263ZM9 248H10V246H9ZM238 248H240V247H238ZM245 248V247H244ZM243 248V249H244ZM169 249V248H168ZM246 249V248H245ZM249 249V248H248ZM259 249V248H258ZM257 249V250H258ZM2 250H3V252H2ZM12 250V249H11ZM254 250V249H253ZM252 250V251H253ZM256 250V251H257ZM104 251V250H103ZM245 251V250H244ZM248 251V250H247ZM247 251H245V252H247ZM258 251H260V250H258ZM6 252V251H5ZM239 251L237 250V249H233V250H231V254H232V257H234V256H238L239 255V257H240V253H238ZM248 252H251V251H248ZM254 252V251H253ZM104 253V252H103ZM243 253V252H242ZM257 253V252H256ZM2 254V255H3ZM101 254V253H100ZM105 254H108V251H106V253ZM104 254V255H105ZM194 254H196V253H192V256L194 255ZM262 254V253H261ZM1 255V256H2ZM103 255V254H102ZM103 255V256H104ZM243 255H244V253H243ZM258 255H260L259 254V252L257 253V255L256 256H258ZM4 256V255H3ZM106 256V255H105ZM104 256V257H105ZM191 256V257H192ZM194 256H197V255H194ZM242 256V255H241ZM246 256V258H244V260L241 262V261H239L238 260V258H236V259H232V261H229L228 262V259H224L223 258V260H219L220 261V263L219 264H238V262H240V264H255L254 262H255V255L254 254H252V253H248V255L247 254H245L244 255V257ZM190 257V256H189ZM198 257V256H197ZM259 257H261V256H259ZM3 258V257H2ZM106 258V257H105ZM243 258V257H242ZM258 258V257H257ZM90 259H91V257H90ZM93 259H94V257H93ZM191 259V258H190ZM262 260H263V256H262V258H261ZM0 260H3V259H0ZM92 260V259H91ZM91 260H89V261H91ZM193 261V260H192ZM191 261V262H192ZM197 261V260H196ZM195 261V262H196ZM218 261V262H219ZM257 261H260L259 259H257ZM92 262V261H91ZM190 262V263H191ZM260 262H262V261H260ZM93 263H95V262H93ZM93 263H90V264H93ZM189 263V264H190ZM207 264L209 263V262H206ZM259 263V262H258ZM257 263V264H258ZM139 264H148L147 262H143V261H141V262H139ZM195 264V263H194ZM203 264V263H202ZM205 264V263H204Z\"/></svg>",
	"mask_w": 264,
	"mask_h": 264
}]
</instances>
